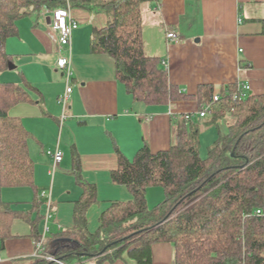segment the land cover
Wrapping results in <instances>:
<instances>
[{
    "label": "crops",
    "instance_id": "1",
    "mask_svg": "<svg viewBox=\"0 0 264 264\" xmlns=\"http://www.w3.org/2000/svg\"><path fill=\"white\" fill-rule=\"evenodd\" d=\"M71 14L79 26L71 37L72 91L62 121L57 98L66 83L55 66V43L47 29L49 14L43 16L41 11L19 17L16 33L5 41L13 66L8 63L0 70V83H14L28 95L10 106L8 115L18 119L28 133L35 187L0 185V201L29 210L36 199L44 217L37 238L28 222L11 219L9 234L0 243V264L40 259L34 252L41 236L43 249L50 252L54 235L72 229L74 202L82 192L73 174V152L83 179L96 187L97 200L87 212L88 230L95 232L100 213L111 202L132 198L126 187L111 179L118 153L131 159L143 144L152 152L169 148L178 118L200 108L193 97L161 105L134 100L116 78L114 60L92 50L93 32L106 25L109 13L99 6L71 5ZM141 16L144 54L160 59L169 82L179 91L195 95L201 85H213L216 93L236 82L249 84L254 94L264 93V0H148ZM168 32L175 33L177 40L168 39ZM206 128L200 138L207 132L211 139L215 132ZM55 148L63 151V158L52 172L46 151ZM162 195L160 187L147 188L148 206L158 203ZM95 262L86 257L81 264ZM99 264L135 263L117 259ZM148 264H174L172 244H152Z\"/></svg>",
    "mask_w": 264,
    "mask_h": 264
},
{
    "label": "trees",
    "instance_id": "2",
    "mask_svg": "<svg viewBox=\"0 0 264 264\" xmlns=\"http://www.w3.org/2000/svg\"><path fill=\"white\" fill-rule=\"evenodd\" d=\"M69 1L109 13L106 25L93 32L92 50L114 60L116 78L134 100L161 105L193 97L199 109L208 105L209 112L188 122L180 116L167 149L152 152L143 144L132 159L118 153L111 179L126 187L132 198L111 202L100 213L95 232L88 230L87 212L97 200L96 187L83 179L73 152V174L82 192L74 202L72 229L55 234L50 250L72 264H81L86 257L95 258V264L117 259L148 264L152 244L166 241L173 246L174 264H264V93L234 98L235 82L220 88L217 101L213 85H201L195 95H187L169 82L159 58L143 52L141 9L148 0ZM64 3L0 0V70L10 62L4 46L16 33V20ZM26 99L22 87L0 83L1 186L35 187L28 133L8 115L10 106ZM222 121L225 132L218 127ZM202 125L218 128L204 157L199 152ZM149 187H160L164 196L151 207L146 198ZM30 203L31 209L21 210L0 201V243L9 234L12 218L25 220L34 237L39 236L44 216L36 199ZM256 209L261 213L254 214ZM28 264L55 263L40 258Z\"/></svg>",
    "mask_w": 264,
    "mask_h": 264
},
{
    "label": "built area",
    "instance_id": "3",
    "mask_svg": "<svg viewBox=\"0 0 264 264\" xmlns=\"http://www.w3.org/2000/svg\"><path fill=\"white\" fill-rule=\"evenodd\" d=\"M65 3L61 7L53 8V9H43L42 15L49 14V22L47 23V29L51 34L54 43L55 50L57 53V58L55 61V66L59 69L65 79V89L58 96V103L61 105L63 109V113L61 115V121L66 117L65 110L68 106L69 95L72 91V86L70 81L73 77V70L71 64V37L74 30H76L79 26L78 21L71 14V4L69 0H64ZM166 37L170 40H177V35L173 32H168ZM250 85L245 83H237V91L234 94V98L242 99L245 98L249 93ZM219 98V93L216 92L213 95V101H217ZM209 112V106H202L196 112L185 113L183 114V118L186 122L190 121L192 118H203ZM48 156L51 158V171L53 172L57 164L63 158V151L59 148H55L54 150L46 151ZM49 207V205H48ZM49 211V209H48ZM260 209H256L254 214H260ZM49 212L46 215V220L49 218ZM45 230L47 227L45 226ZM44 240V236L36 242V251L34 252L35 256H39L41 259H45L48 262H53L55 264H70L62 261L60 258L56 257L54 253L47 252L42 247V242Z\"/></svg>",
    "mask_w": 264,
    "mask_h": 264
},
{
    "label": "rangeland",
    "instance_id": "4",
    "mask_svg": "<svg viewBox=\"0 0 264 264\" xmlns=\"http://www.w3.org/2000/svg\"><path fill=\"white\" fill-rule=\"evenodd\" d=\"M207 119V118H205ZM204 120V119H203ZM227 121V120H226ZM226 121H222L220 124H219V129L222 131V132H225L227 130V126H226ZM201 128H203V125L201 126ZM213 128L215 134L213 135V137H211L210 139V136H208L207 132L203 133L202 137L200 138V147H199V152H200V155L202 157H204L206 155V152H207V148L208 146H210L212 144V141L217 137L218 135V128L215 127V126H210V127H207L206 129H211ZM202 134V133H201ZM201 136V135H200ZM133 157V156H132ZM66 159H69V156L67 155L66 156ZM132 159V158H131ZM50 166V165H49ZM164 200V196L162 195V199L160 201ZM159 201V202H160ZM147 203H148V200H147ZM157 204V203H156ZM64 261V260H62ZM65 262V261H64ZM72 264V263H70Z\"/></svg>",
    "mask_w": 264,
    "mask_h": 264
},
{
    "label": "water",
    "instance_id": "5",
    "mask_svg": "<svg viewBox=\"0 0 264 264\" xmlns=\"http://www.w3.org/2000/svg\"><path fill=\"white\" fill-rule=\"evenodd\" d=\"M12 66H13V65H12L11 63H9V67L12 68ZM240 167H241V166H240ZM103 250H105V248L102 249V251H103Z\"/></svg>",
    "mask_w": 264,
    "mask_h": 264
}]
</instances>
